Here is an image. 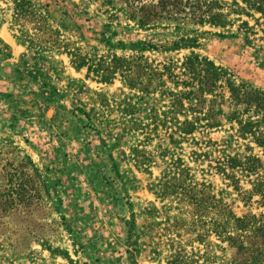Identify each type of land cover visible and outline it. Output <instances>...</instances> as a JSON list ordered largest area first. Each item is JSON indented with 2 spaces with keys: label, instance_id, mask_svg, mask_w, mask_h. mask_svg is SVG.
Returning a JSON list of instances; mask_svg holds the SVG:
<instances>
[{
  "label": "rangeland",
  "instance_id": "obj_1",
  "mask_svg": "<svg viewBox=\"0 0 264 264\" xmlns=\"http://www.w3.org/2000/svg\"><path fill=\"white\" fill-rule=\"evenodd\" d=\"M31 1L53 28L65 12L69 29L61 30V38L78 40L84 50L95 45L105 53L95 35L108 23L116 32L113 42L146 40L160 47L194 36L198 47L192 50L226 68L236 81L264 89V35L247 15L231 14L225 28L195 25L184 18L191 8L181 0L177 6H186L177 20L138 29L104 0ZM14 18L12 0H0V264H169L176 253H207L213 264H234L239 254L216 237L210 244L177 237L171 224L177 216L186 218L184 211L169 209L155 194L161 172L180 158L237 215L264 216L258 196L243 201L215 170L221 152L241 154L247 145L264 160L260 148L237 137L226 121V100L217 104L221 127L201 128L171 143L161 127L152 130L151 116L165 110L169 83L144 95L117 78L97 82L85 76V68L76 70L61 49L30 43L32 24ZM190 50L160 48L144 55L159 63L180 60ZM129 114L148 128L125 130Z\"/></svg>",
  "mask_w": 264,
  "mask_h": 264
},
{
  "label": "trees",
  "instance_id": "obj_2",
  "mask_svg": "<svg viewBox=\"0 0 264 264\" xmlns=\"http://www.w3.org/2000/svg\"><path fill=\"white\" fill-rule=\"evenodd\" d=\"M111 4V9L123 12L126 22L138 29L155 27L162 20H177V13L185 10L177 6L181 0H104ZM190 16L185 17L195 25H209L225 28L231 24V14L247 15L261 26L264 35V0H186ZM14 20L30 22L33 34L30 43L43 41L61 49L70 57L76 70L85 68V76L101 83H112L119 79L123 87L148 95L156 90L159 83H169L165 110L153 112L152 130L157 132L161 127L168 134L169 142L179 144L188 136L205 128L217 129L223 125L218 114L217 104L226 100L228 111L226 121L231 124L237 137L253 142L264 156V89L257 88L246 81H236L224 67L216 65L205 55L192 50L198 47L194 36H181L171 41L170 45L160 47L150 41L136 40L124 42L112 41L115 31L111 23L104 24L103 29L95 35L106 51L99 53L95 45L84 50L78 40L61 38V30L69 29L68 15L63 12L56 22L59 27L53 28L48 22L47 13L43 14L38 5L31 0H12ZM119 2V1H118ZM172 5L171 9H167ZM162 11L165 12L162 13ZM258 14V17H255ZM112 16H117L113 14ZM181 18V19H184ZM247 24L246 22H242ZM127 26L132 27L129 23ZM77 37L82 38L78 27ZM109 33V34H108ZM264 39V36H263ZM177 51L191 49L180 60L169 59L155 63L149 61L144 53L148 50ZM116 49L129 51V54L118 55ZM153 109V108H152ZM131 112L130 114H132ZM129 114V116H130ZM148 128V123L138 122L133 116L126 120L125 130ZM246 152L235 155H223L215 167L217 173L227 179L233 189L241 195L243 201L259 197L264 205V160L253 153L252 146H246ZM138 151L133 153L139 156ZM137 163L141 164L138 160ZM249 185L244 189L240 183ZM155 194L165 202L169 209L183 210L186 218H174L171 224L177 237L185 236L188 243H211V237L227 243L235 249L239 258L234 264H264V216L246 213L237 215L231 206L218 197L210 182L196 180L188 165L180 158L173 160L157 178ZM198 256L199 264H213L207 253L180 255L176 253L169 264L187 263ZM194 264H197L195 262Z\"/></svg>",
  "mask_w": 264,
  "mask_h": 264
}]
</instances>
